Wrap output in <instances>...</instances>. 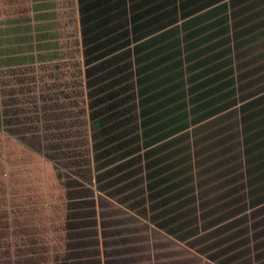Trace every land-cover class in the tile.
I'll list each match as a JSON object with an SVG mask.
<instances>
[{
	"label": "rangeland",
	"instance_id": "obj_1",
	"mask_svg": "<svg viewBox=\"0 0 264 264\" xmlns=\"http://www.w3.org/2000/svg\"><path fill=\"white\" fill-rule=\"evenodd\" d=\"M26 2L0 0V34L9 29L8 21L9 35L15 36L11 35L15 31L11 29L14 28L12 21L15 22L16 16L19 20L23 18L22 5ZM29 2L34 4V0ZM57 2L62 3L60 9L64 10L67 3L63 0L48 6L45 0L37 3L40 15L45 5L52 9V23L60 21L55 15ZM246 7L219 4L206 17L182 21L138 42L132 51L136 60L135 81L121 85L126 110L137 109V123L125 130L121 125L114 134L95 127L89 130L88 146L94 157L105 151L110 156L109 152L113 151L111 158L123 157L128 152L133 155L132 159H152L153 170L149 171L156 184L152 192L156 197L155 219L166 222L182 214L186 222H191L196 212L197 217L207 221L214 205L238 206L246 199L248 204L264 200V193L255 195L258 193L255 188L264 190V178H261L264 173V35L251 36L233 27L243 20L233 19ZM262 22L255 24L260 27L259 32L264 30ZM54 28L58 33L64 32L62 24L53 26V32ZM235 33L244 34V39L241 41ZM83 68L81 62L82 82ZM97 70L99 74L102 70L110 71ZM51 75L56 86H60L56 74ZM11 77L5 79L4 98L0 101V264H7L10 259L6 255L8 226L32 229L36 226L37 233L42 235V226L48 227L46 218L51 219L52 215L64 218L65 207H71L68 211L71 225L66 237L68 251L77 259L76 264H99L96 214L89 218L86 208L76 203L87 194L81 191L73 195L70 181L64 180V176L62 179L57 172L59 168L86 178L89 159L87 162L77 144L84 140L76 142L70 125L62 126L61 121L70 117L69 109L58 108L56 98L49 105L46 102V107L42 106L24 82L10 84ZM63 86L72 87L66 88L67 91L75 92V85ZM98 87L90 86L89 106L95 117L101 98L96 94ZM58 94L63 95L59 91ZM114 103L119 104L120 100ZM131 115L126 117L128 121ZM96 118L90 123L101 124ZM209 159L215 160L207 164ZM240 159H244L241 166ZM206 170L209 174L199 177ZM241 170L246 180H241ZM224 174L229 186L226 192L213 182L215 177ZM243 188H249V195H242ZM54 226L57 234L55 222ZM34 233L28 236L31 241ZM60 246L59 240L56 247ZM23 263L29 264L28 260Z\"/></svg>",
	"mask_w": 264,
	"mask_h": 264
},
{
	"label": "crops",
	"instance_id": "obj_2",
	"mask_svg": "<svg viewBox=\"0 0 264 264\" xmlns=\"http://www.w3.org/2000/svg\"><path fill=\"white\" fill-rule=\"evenodd\" d=\"M45 1L51 5L58 0ZM63 1L67 3L68 0ZM70 1L75 13L81 62L84 67L88 137L92 128L88 98V84L91 78L96 79L95 85H99L96 94L101 96L96 106V117L101 124L96 123L93 129L100 128L104 132L114 134L118 131L116 128L120 129L121 125H124L125 130V127L131 124L135 126L137 123V109L126 110L125 101L123 102L121 97L125 91L121 85L135 81L136 60L132 51L141 40L168 30L182 21L206 17L219 4L246 5L247 7L242 9L236 19H233L243 18V20L240 21L239 26L235 23L233 27H237L236 30L241 28V31H247L251 36L264 35V30L259 32L260 27L255 26L258 22L264 21V11L262 12L264 0ZM38 2L39 0H34V7H37L36 12L39 14ZM226 20L230 21L229 18ZM252 25V29L248 28ZM234 28L230 29L233 34ZM83 30L86 37L113 39L101 49L93 48L92 45L96 42L93 38L89 40L91 43L88 45L91 46L89 51L105 50L110 54L97 63L86 65L85 46L82 41ZM2 34L3 31L0 36ZM235 37H241L242 41L245 35L235 33ZM252 39L254 38L249 40ZM99 62L101 63L98 64ZM90 66H94L95 69L91 74L87 72ZM99 68L110 71L105 73L102 70L99 74L97 70ZM122 74L126 75L121 77ZM118 99L120 103H114ZM129 115L132 116V119L130 118L132 121L127 120ZM135 136L134 139L137 141ZM113 153V151L109 152V156L105 151L94 157L90 147L91 163L90 159L89 162L87 159L86 165L88 173L86 178H79L93 190L99 264H264V200L248 204L245 203L246 199L238 206H229L225 203L214 205L210 208L207 221L197 217L196 212L191 222H186L182 214L180 216L178 214L175 220L168 219L166 222L160 218L155 219L153 201L156 197L152 192L156 184L153 183L154 176L151 173L152 159H132L133 155L128 152L123 157L111 158ZM212 160L215 159H209L207 164ZM243 163L244 159H240V166ZM241 169L243 170V166ZM242 170L241 180H246L247 177L243 175ZM207 174L209 172L206 170L199 177H205ZM263 174H261L262 179ZM213 182L224 187L222 190L224 192L229 188L225 174L215 177ZM255 190L258 192L255 195L264 193L260 188ZM242 191V195H249V188H243ZM181 193L180 198L183 201L184 193Z\"/></svg>",
	"mask_w": 264,
	"mask_h": 264
},
{
	"label": "trees",
	"instance_id": "obj_3",
	"mask_svg": "<svg viewBox=\"0 0 264 264\" xmlns=\"http://www.w3.org/2000/svg\"><path fill=\"white\" fill-rule=\"evenodd\" d=\"M26 1L27 2L22 5L24 10L21 15L23 18L20 19L22 22L19 23L20 20L17 16L15 22L12 21V27L14 28L11 29L15 30L16 33L14 31L11 35L15 36L10 37L9 35L10 23L8 21L7 28L9 29L6 31L4 30L3 34L0 36V101L4 98L3 85L7 82L5 79L9 75L12 76L10 84H12V82L16 84L24 82L25 86L35 94L37 100L40 101L44 107H46V102H48L49 105L51 104V100L56 98L59 101L58 103L56 100L58 108L63 109L64 106V109H69L70 117L67 120L61 121L63 122L62 126L67 127L70 125L71 133L73 131L72 139L76 140V142H79L78 140L80 139L84 140L83 143L80 141V143L77 144L80 145L83 157H85V159H90L85 97L81 75L80 42L77 33L75 13L74 10H72V2L68 0L67 4L63 6L64 10L60 9L61 2L56 3V10L58 11L55 15H57L60 21L52 23V9L47 7L49 4H47V6L45 5L42 10L40 9V15V12L39 14L36 12L37 7L35 6V8L34 4H30L29 0ZM12 16L15 15L13 14ZM20 24L23 27H21ZM61 24L65 33H58L55 28L54 33L53 26L56 27ZM90 38H93L96 42L92 47L99 49L113 40L110 38L103 39V37H86L83 30L82 41L83 46H85L84 60L86 65L97 63L107 54H110L105 50L100 52L89 51V49H91V46L88 47V45L91 44L89 43ZM93 53L101 54L92 56ZM19 60H21V62ZM17 61H19V63H16ZM100 63L101 62L98 64ZM12 70L13 72L9 73ZM70 70L73 71L68 75ZM94 70V66H90L87 72L91 74L95 72ZM52 73L56 74L55 79L56 81H60V84L57 83L60 86H56L53 82ZM72 77L75 78L74 81H72ZM68 79H70L69 82L66 81ZM95 80L96 79L91 78L90 84H88L89 103L91 101L90 86L95 84ZM66 83L75 85V92L67 91V89L69 90V88L72 87L66 86V89L63 86ZM64 90H66V92ZM58 91L63 95L61 96L58 94ZM69 107H71V109ZM89 108L91 109V104ZM70 113L76 117L72 118ZM92 113L90 111L89 114L91 122L97 119ZM93 117H95V119ZM93 125L96 126V123L91 124L92 127ZM75 137H77V139ZM57 172L59 175L61 174L62 179H64V176V180L70 181L73 195L80 194L81 191H84L83 195L87 194V197H83L82 199L79 198L76 203L86 208V213L89 218L94 217L95 209L92 188L83 183L75 175L68 174L59 168H57ZM70 208L71 207H65L64 218L61 216L54 218L53 215L51 219L50 216L49 219L46 218L47 220L45 221L48 222V227L42 226V231L40 230L42 235L37 233L38 227L36 226L33 229L8 226L6 233L8 241L6 255L10 259H8L9 262L7 264H24L23 262L26 260H28L29 264H76L77 259H75L71 251H68V240L66 238L71 225L68 222L71 218L68 214ZM54 222L58 228L57 234L55 233ZM31 233L35 234L33 235V241L28 238ZM56 239H58L56 244H58L60 240V247H56V244H54Z\"/></svg>",
	"mask_w": 264,
	"mask_h": 264
}]
</instances>
